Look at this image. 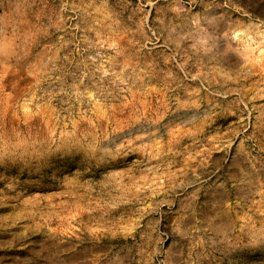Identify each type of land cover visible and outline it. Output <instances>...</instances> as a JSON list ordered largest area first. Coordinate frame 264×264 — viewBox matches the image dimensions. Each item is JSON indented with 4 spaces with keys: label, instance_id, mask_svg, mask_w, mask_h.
I'll return each mask as SVG.
<instances>
[{
    "label": "rangeland",
    "instance_id": "1",
    "mask_svg": "<svg viewBox=\"0 0 264 264\" xmlns=\"http://www.w3.org/2000/svg\"><path fill=\"white\" fill-rule=\"evenodd\" d=\"M0 264H264V0H0Z\"/></svg>",
    "mask_w": 264,
    "mask_h": 264
},
{
    "label": "clouds",
    "instance_id": "2",
    "mask_svg": "<svg viewBox=\"0 0 264 264\" xmlns=\"http://www.w3.org/2000/svg\"><path fill=\"white\" fill-rule=\"evenodd\" d=\"M3 50H4V46L3 44H0V52H3Z\"/></svg>",
    "mask_w": 264,
    "mask_h": 264
}]
</instances>
